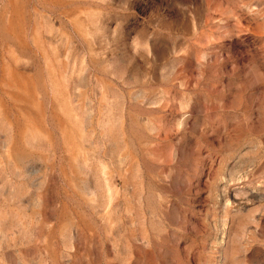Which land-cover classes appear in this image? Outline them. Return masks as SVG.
Listing matches in <instances>:
<instances>
[{"label":"rangeland","instance_id":"obj_1","mask_svg":"<svg viewBox=\"0 0 264 264\" xmlns=\"http://www.w3.org/2000/svg\"><path fill=\"white\" fill-rule=\"evenodd\" d=\"M0 264H264V0H0Z\"/></svg>","mask_w":264,"mask_h":264}]
</instances>
